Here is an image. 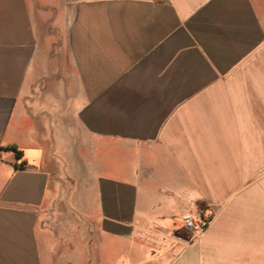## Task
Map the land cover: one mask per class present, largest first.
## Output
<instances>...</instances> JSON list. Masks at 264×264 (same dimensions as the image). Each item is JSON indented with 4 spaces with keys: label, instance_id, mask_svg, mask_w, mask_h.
Listing matches in <instances>:
<instances>
[{
    "label": "crops",
    "instance_id": "0c3cea01",
    "mask_svg": "<svg viewBox=\"0 0 264 264\" xmlns=\"http://www.w3.org/2000/svg\"><path fill=\"white\" fill-rule=\"evenodd\" d=\"M0 264H264V0H0Z\"/></svg>",
    "mask_w": 264,
    "mask_h": 264
},
{
    "label": "built area",
    "instance_id": "2783aa9c",
    "mask_svg": "<svg viewBox=\"0 0 264 264\" xmlns=\"http://www.w3.org/2000/svg\"><path fill=\"white\" fill-rule=\"evenodd\" d=\"M183 225L194 233L202 232L208 225L209 219L200 218L196 211H188L181 216Z\"/></svg>",
    "mask_w": 264,
    "mask_h": 264
},
{
    "label": "trees",
    "instance_id": "16d2710c",
    "mask_svg": "<svg viewBox=\"0 0 264 264\" xmlns=\"http://www.w3.org/2000/svg\"><path fill=\"white\" fill-rule=\"evenodd\" d=\"M8 148L12 149L14 151V154L17 159L21 158V151L18 150L14 145H10ZM26 165L24 160H20L18 164H16L17 167L24 168Z\"/></svg>",
    "mask_w": 264,
    "mask_h": 264
},
{
    "label": "rangeland",
    "instance_id": "374dc122",
    "mask_svg": "<svg viewBox=\"0 0 264 264\" xmlns=\"http://www.w3.org/2000/svg\"><path fill=\"white\" fill-rule=\"evenodd\" d=\"M45 242H46V244L49 245V246L52 245V237L49 238V241H45Z\"/></svg>",
    "mask_w": 264,
    "mask_h": 264
}]
</instances>
